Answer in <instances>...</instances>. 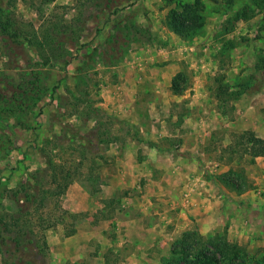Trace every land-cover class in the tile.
I'll use <instances>...</instances> for the list:
<instances>
[{"label":"rangeland","instance_id":"obj_1","mask_svg":"<svg viewBox=\"0 0 264 264\" xmlns=\"http://www.w3.org/2000/svg\"><path fill=\"white\" fill-rule=\"evenodd\" d=\"M134 98L144 104L127 111L179 130L145 142L204 147L231 189L264 187L249 143L264 138V0H0V264H175L196 241L191 264L220 260L216 243L264 264L259 204L207 235L144 218L157 230L131 225L132 245L106 246L124 235L106 225L125 216L119 197L146 190L116 161L142 140L121 115ZM117 177L129 185L110 187ZM79 187L87 209L76 211Z\"/></svg>","mask_w":264,"mask_h":264},{"label":"crops","instance_id":"obj_2","mask_svg":"<svg viewBox=\"0 0 264 264\" xmlns=\"http://www.w3.org/2000/svg\"><path fill=\"white\" fill-rule=\"evenodd\" d=\"M132 88L137 89V87ZM140 103L144 104V102L134 98L132 103L129 100L124 101L120 108L123 117L129 118L127 120L138 125V131L135 134L142 140L124 144L126 150H124L123 156L118 155L116 157V161L121 164L126 173L130 171V168L133 171L137 170V174L145 179L143 185L146 190L138 198L119 197L118 201L124 206L125 216L123 218L114 216L107 221L106 225L111 222L116 223L117 231L120 234L123 231L124 235L116 242L110 241L106 246H112V250L119 253L121 252L119 246L126 240L132 245L134 240L132 239V233L129 231L131 225H139L135 228L137 232L151 233L156 231L157 224L150 221L146 224L144 218H159L165 225L170 224L174 228L172 234H175L177 229L185 230L194 227L200 234L207 235L219 227L222 217L226 218L230 216V213L239 211L241 213L245 211L244 213H246L253 204H259L258 207L264 209L263 184L246 188L240 192L231 189L226 184L227 182L220 180L218 177L223 164L210 158L209 154L205 153L204 147L192 146L190 148L183 144L179 150H174L169 147L159 148L156 143L145 142L149 138L155 139L160 135L175 136L179 133V130L170 129L169 132L168 130L157 129V126L153 124L152 117H150L152 115L139 114L137 111L133 112V110L127 111L134 108L135 105L139 106ZM186 120H184V123ZM194 134L195 139L198 140L197 133ZM197 142L199 143V141ZM132 147L133 149H129ZM129 150H132L130 153H133V167H130V157L125 156L129 154ZM254 158L256 167L261 174L259 180H264V155ZM158 169L160 170L159 175ZM109 183L110 187L114 189L123 184L129 185L128 180L124 177L122 181L120 177H117L111 179ZM79 189L77 188L76 192L72 193L78 198L77 201L72 203V209L76 211L87 209V207L80 205L85 197L82 188L79 187ZM237 199L244 200V203L237 204ZM134 211L141 213V215L129 214ZM92 231L89 230L88 232L92 233ZM254 234H256L255 231H253V236ZM129 250L130 252L135 251L132 248ZM129 257H132V254ZM103 260H105V256H103ZM104 264L108 263L104 262Z\"/></svg>","mask_w":264,"mask_h":264},{"label":"trees","instance_id":"obj_3","mask_svg":"<svg viewBox=\"0 0 264 264\" xmlns=\"http://www.w3.org/2000/svg\"><path fill=\"white\" fill-rule=\"evenodd\" d=\"M191 6V5H189ZM183 23L184 22V13L183 12H179V11H174L173 12V19H172V23L174 24H178V23ZM188 26H186L187 28ZM185 28V29H186ZM173 88H175L176 86V81L173 82L172 84ZM250 140L249 143H251V156L256 157V156H260V155H264V138L262 137H257L254 134L250 135ZM187 235V234H186ZM198 239V238H197ZM208 243H212L211 239L209 238ZM198 241L194 242L193 245H183L181 250H180V255L173 259V262L175 264H185L190 262V264L194 261L195 259L190 258V255L192 252V249L198 245L197 244ZM229 252L228 253H224L223 250L219 247V243L214 244V248L215 250L218 251V253H220V260L216 259L215 257L211 256V253L208 254L209 252L206 253V259H210L211 261H213V264H222L223 259H228L231 258V262H229L228 264H242L243 259H244V254L245 252L243 251V249L237 244V243H229ZM208 251V250H207ZM195 264H199V263H195ZM203 264H208V263H203Z\"/></svg>","mask_w":264,"mask_h":264}]
</instances>
